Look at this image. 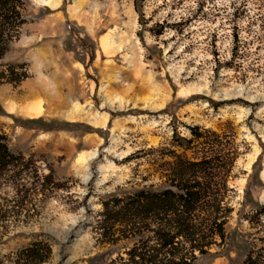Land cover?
<instances>
[{"label": "rangeland", "instance_id": "obj_1", "mask_svg": "<svg viewBox=\"0 0 264 264\" xmlns=\"http://www.w3.org/2000/svg\"><path fill=\"white\" fill-rule=\"evenodd\" d=\"M26 2L27 23L0 66L26 63L29 77L0 81V130L30 168L15 182L0 175V258L36 240L52 248L42 264L126 256L139 236L111 227V206L169 187L175 155L209 147L177 145L199 125L221 137L233 209L226 240L199 264H264V0ZM30 84L78 88L76 102L107 115L105 127L69 120L72 103L59 109L45 97L33 100L38 118L11 113L25 103L3 93L21 96Z\"/></svg>", "mask_w": 264, "mask_h": 264}, {"label": "trees", "instance_id": "obj_2", "mask_svg": "<svg viewBox=\"0 0 264 264\" xmlns=\"http://www.w3.org/2000/svg\"><path fill=\"white\" fill-rule=\"evenodd\" d=\"M26 11V0H0V60L20 38ZM28 77L26 63L0 66L1 82L17 86ZM190 133L191 138L176 137L179 147L187 151L206 142L209 147L197 146L200 155L192 158L176 154L167 175L169 187L140 189L129 201L118 199L111 206L116 210L111 227L118 225L122 231L137 234L139 240L126 250V256L121 254L108 264H199V257L217 245L218 239L226 240L233 209L226 200L221 137L199 125L190 127ZM206 133H212L213 139L208 141ZM25 160L22 153L11 150L8 135L0 130V175L12 173L8 180L15 182L30 168ZM25 200L21 195L17 202ZM51 252L48 243L36 240L12 256L1 257L0 264H42Z\"/></svg>", "mask_w": 264, "mask_h": 264}, {"label": "bare ground", "instance_id": "obj_3", "mask_svg": "<svg viewBox=\"0 0 264 264\" xmlns=\"http://www.w3.org/2000/svg\"><path fill=\"white\" fill-rule=\"evenodd\" d=\"M105 41V40H104ZM111 43H107L106 41L103 42V46L105 49L109 47ZM51 85L39 86V85H27L23 95L16 96L10 94L9 91L3 93V95L8 98H15L21 102H24L25 105L22 108H16L13 104L9 105V111L11 113H16L22 115L24 117L34 119L42 116L43 109L41 101H33L34 99L45 97L48 102L52 105L54 104L56 107L60 108H67L71 103L74 106L72 114L68 116L69 120L77 121L81 120L83 122H87L94 127H105L108 116L107 115H100L98 113H93L89 111V108H86L79 102H76V98L82 95V92L78 88H72L68 90L65 94H59L58 92H53V87H49ZM75 86V85H74ZM71 87V86H70ZM57 89V88H56ZM54 88V90H56ZM59 90V89H58ZM61 90V89H60ZM63 91V90H61ZM82 97H84L82 95ZM44 98V99H45ZM259 154V149L257 147L254 148V154H249V162L248 167L256 160L257 155ZM96 157V152L91 154V158Z\"/></svg>", "mask_w": 264, "mask_h": 264}]
</instances>
